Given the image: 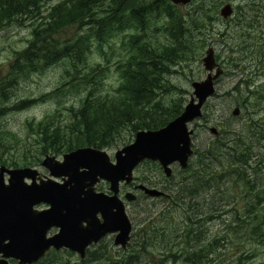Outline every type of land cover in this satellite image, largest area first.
I'll list each match as a JSON object with an SVG mask.
<instances>
[{"label":"trees","instance_id":"16d2710c","mask_svg":"<svg viewBox=\"0 0 264 264\" xmlns=\"http://www.w3.org/2000/svg\"><path fill=\"white\" fill-rule=\"evenodd\" d=\"M200 14L197 13L195 19L183 16L168 0H0V29L11 24L20 25L22 21L31 27L26 46L16 52L7 71L0 76V118L44 100L59 103L61 91L66 87L81 95L76 106L72 105L69 112L66 110L70 117L62 125L54 124L50 117L36 122L25 121L24 129L31 139L22 144L18 157L3 155L9 154L19 140L0 130V166L33 168L44 155L58 157L82 147L110 149L124 131L127 136L121 140L119 149L129 144L136 132L157 130L175 119L182 112L185 101L178 94L164 101V96L173 88L166 77L172 72L169 66L184 62L187 53L194 50V45H189V35L190 30L198 29L202 18L205 19ZM151 21L161 23L157 33L165 36V43L151 45L144 39ZM72 27L79 32L67 40H57L59 33ZM128 30H134L135 35L127 38V57L115 69L117 83L110 89L111 93L103 92L102 80L107 70L87 63L91 45L95 43L102 55V44H108L110 38ZM58 63H66L63 83L44 95L7 105L20 79ZM245 103L241 101L236 105L243 107ZM204 105L200 119L207 117ZM249 120L254 127L256 123ZM197 126L208 131L207 123L197 125L195 121L191 126L193 134ZM247 132L264 138L259 131L248 129ZM222 134L231 135L230 141H222L215 135L202 149L191 146L193 154L187 167L174 171L177 178L173 175L165 180L156 163H143L163 181L167 198H159L166 202L164 210L152 219L146 215L145 224L137 229L138 238L134 243L139 250L133 251L134 255L140 253L146 257V249L176 234L168 217V208L172 207L180 209L188 222L180 234L183 244L174 250L172 241H165L162 247L165 254L156 263L163 259L173 261V253L184 264L207 262V254L212 252L218 238H206L204 225L222 215L217 213L220 211L218 203L228 197L222 189H230L232 184L244 191L242 206L252 214L251 219L247 218L248 229L259 237L260 245L263 244L264 180L260 184L259 180L263 179L261 169L264 165L260 164L258 154L241 139V133L223 131ZM202 206H207L208 210L201 211ZM188 212L191 217L185 215ZM237 261L239 257L234 259Z\"/></svg>","mask_w":264,"mask_h":264},{"label":"rangeland","instance_id":"374dc122","mask_svg":"<svg viewBox=\"0 0 264 264\" xmlns=\"http://www.w3.org/2000/svg\"><path fill=\"white\" fill-rule=\"evenodd\" d=\"M193 3L197 6L195 13L188 12L187 6L178 8V13L195 19L197 13L200 12L201 16H205V19L202 18L198 29L190 30L189 45L192 46L193 44L194 50L187 53L184 62L169 66L172 72L166 77V80L173 88L170 89L169 94L164 96V101H169L178 94L185 101L184 107L191 93L190 84L194 81L203 80L205 77L206 71L203 69L201 60L208 51H211L213 61L219 68V74L212 82L214 93L204 105L207 117L197 120L196 124L207 123L208 128L214 127L217 131L216 137L219 136L218 138L225 142L230 141L231 135L222 134L223 131L241 133V139L251 147V151L258 154L260 164L264 165V138L260 139L257 137L258 135L251 136L247 132L248 129L259 131L264 137V0H194ZM226 3L231 6L232 14L223 19L219 15V10ZM209 8L211 11H207ZM41 11H44V7ZM160 27L161 23L151 21V28L146 30L144 39L151 45L165 43V36L157 33ZM30 30L31 27L26 21H22L20 25L11 24L0 29V76L5 74L8 64L13 61L16 52L26 46V42L30 39ZM77 32L79 30L72 27L59 33L56 38L58 41L67 40ZM134 35V30H128L110 38L108 44L101 45L102 55H99L96 49L98 46L95 43L91 45L87 55V63L90 65L98 64L107 70L102 80L103 92L111 93L110 89L116 85L118 76L115 69L120 61L127 57V38ZM65 65L66 63H58L41 73H32L20 79L16 88L12 90V97L7 105H16L24 99L44 95L63 83ZM68 88L66 87L61 91L63 95L59 99V103L54 100H44L19 111L8 112L0 118V130L15 135L19 140L9 150V154L3 153V155L18 157V153L22 150V144L30 142L31 138L27 137L24 129L25 121L36 122L45 117H50L54 124L58 123L59 125L68 121L70 117L68 109L72 105L76 106L81 97ZM241 101L246 102L245 106L238 107L236 103L240 104ZM235 107L238 108L239 112L233 117L230 112ZM249 119L256 123L254 127L250 125ZM200 129L197 126L191 137V146L196 149H202L213 137L207 130L202 131ZM124 136L127 135L123 131L120 139L115 140V146L105 149L110 158L112 153L120 147ZM60 156L55 158L59 160ZM174 166H169V169L174 171ZM34 168H37L40 174L46 175V172L40 167ZM176 169L178 168L176 167ZM261 173H264V168L261 169ZM161 175L164 176L163 172ZM261 175L263 179L259 180V184L264 180L263 174ZM175 177L177 178L176 174ZM104 183H99V187L103 190L105 187L107 188V184L104 185ZM132 184L154 186L156 189H160V185L165 186L163 181L158 179V176L146 165H140L134 169ZM222 190L228 196L218 203L220 211L217 213L221 212L222 215L204 225L206 238H218L212 252L207 254V262L204 261V264H264V239L263 244L260 245L259 237L248 229V219H251L252 214L244 210L242 206L241 194L244 191H240V188L234 187L233 184L230 189ZM131 193L135 196V201L127 203L126 206L129 220L131 218L130 240L129 245L122 251V263L155 264L165 254L162 248L165 241L168 243L171 240L173 249L181 248L183 242H181L180 234L188 222L183 219L180 209L167 207L169 209L170 227L176 231V234L165 237L153 248L146 249V257H142L140 253L134 255L132 252L139 250L137 244L134 243V240L138 238L135 235L138 233L137 229L145 224L146 215H150L149 217L152 219L156 217L158 212H162L166 202L159 200L158 197H147L140 191H131ZM194 201L198 204L201 203V200L198 199H194ZM200 210L205 211L208 208L202 206ZM185 215L190 216V213ZM176 255V253L172 254L173 261L172 259H163L159 264H184L181 258H177ZM246 255L249 256L246 258ZM66 256L71 260L76 259L74 255ZM94 256L96 259L94 264H106L105 260L114 259L112 252L98 251L95 252ZM236 257H239V261L234 262Z\"/></svg>","mask_w":264,"mask_h":264},{"label":"water","instance_id":"95a60500","mask_svg":"<svg viewBox=\"0 0 264 264\" xmlns=\"http://www.w3.org/2000/svg\"><path fill=\"white\" fill-rule=\"evenodd\" d=\"M169 2L184 6L189 0ZM229 11L226 5L220 15L225 17ZM201 61L205 77L190 84L191 93L180 115L157 130L136 132L111 158L104 150L88 147L62 154L59 160L46 155L39 164L46 171L43 177L31 167H0V264H6L7 258L19 264L36 261L50 246L68 249L82 259L87 246L114 233V245L123 248L127 244L131 223L118 197V186L132 183L133 171L141 162L156 163L165 177H169L172 164L181 170L186 167L192 153L190 125L201 118L202 107L213 94L212 82L219 74L211 51ZM238 112L235 107L230 114L235 117ZM208 132L217 134L214 127ZM100 181L107 184L109 194L93 191ZM136 188L147 197L163 195L143 185ZM123 199L129 203L135 196L127 193ZM39 204L47 208L36 210ZM51 227L58 232L46 239Z\"/></svg>","mask_w":264,"mask_h":264},{"label":"flooded vegetation","instance_id":"af4514ba","mask_svg":"<svg viewBox=\"0 0 264 264\" xmlns=\"http://www.w3.org/2000/svg\"><path fill=\"white\" fill-rule=\"evenodd\" d=\"M193 1L194 0H189V2L184 6H176V5H173V6H176L178 8L187 6L188 12H194L195 13V10H197V6L193 3ZM226 5L229 6V8L231 9V6L228 3L224 4L221 7V9ZM203 11H205V10H203ZM207 11H211V8H209ZM231 14H232V12H231ZM221 18H223V17H221ZM223 19H225V18H223ZM39 164H38V167H40ZM35 169L37 170V168H35ZM41 169H43V168H41ZM39 176L43 177L44 175L39 173ZM4 179H6V176H4ZM56 181H58V180H56ZM58 182H60V181H58ZM100 182L104 183L102 181H100ZM99 183H97L94 186L93 191L94 192H103L105 194H109L106 187L104 188L105 190H103L101 187H99ZM129 184H131V185L129 186ZM129 184L124 185V184L120 183L118 186V197L121 201H123V203H124L123 198H124L125 194L131 193V191H134V192L139 191L136 187H137V185H140V184H135V185L132 183H129ZM104 185H106V184L104 183ZM160 186H161V188H163L162 185H160ZM147 187H150V186H147ZM140 193L143 194L142 191H140ZM158 198H160V197H158ZM133 201H135V199ZM129 203H131V202H129ZM128 204L124 203L125 208ZM34 208L36 210H43V209H46L47 206L44 204H39V205H36ZM57 232L58 231L56 228L51 227L47 230V232L45 234V238L46 239L51 238L55 234H57ZM114 236H115V233L106 235V236L102 237L96 244H92V245L87 246L84 250V257L82 259H80L74 252H72L68 249H65V248L54 249L52 246H50L44 252L43 256H41L39 259H37L36 261H33V262L24 263V264H94L96 262L94 255H95V252H98V251H104L107 253L112 252L113 253V256H114L113 260L114 261L111 259L105 260L106 264H123L121 255H122V251H124L126 249V247L129 245L130 235H129V240H128L127 244L123 248L120 247L119 245L113 244ZM66 255H70V256L74 255L76 259L71 260L70 258H67ZM5 263L6 264H19L17 260L11 259V258L5 259Z\"/></svg>","mask_w":264,"mask_h":264},{"label":"bare ground","instance_id":"6f19581e","mask_svg":"<svg viewBox=\"0 0 264 264\" xmlns=\"http://www.w3.org/2000/svg\"><path fill=\"white\" fill-rule=\"evenodd\" d=\"M231 9H230V11H229V14H227L225 17H223V16H221L220 15V11H219V15L221 16V17H223V18H226V17H229V16H231ZM213 86V85H212ZM213 93H214V88H213ZM184 108V107H183ZM183 111V110H182ZM180 115V114H179ZM178 115V116H179ZM142 131V130H141ZM88 148H92V149H96V148H93V147H88ZM68 153V152H67ZM65 154V153H64ZM192 154H193V149H192V153H191V155L188 157V159H187V162H186V167H187V165H188V162H189V159L191 158V156H192ZM44 156H46V155H44ZM55 158V157H54ZM144 162H141L137 167H139L140 165L142 166V165H144L143 164ZM173 165V164H172ZM172 165H170V166H172ZM159 166V165H158ZM1 167V166H0ZM177 167V166H176ZM185 167V168H186ZM34 168V167H33ZM159 168H160V171H161V174H162V169H161V167L159 166ZM184 168V169H185ZM184 169H182V170H184ZM175 170H181V169H176L175 168V166H174V171ZM174 171H171L170 170V175H169V177H165V176H163L166 180L167 179H169L170 177H172L173 175H174ZM56 182H58V181H56ZM140 185H143V184H140ZM143 187H145V188H147V189H156L155 187H147V186H144L143 185ZM156 190H158V191H160L163 195L161 196V197H165V198H167V196H166V194H165V189L164 188H161V189H156ZM141 191V190H140Z\"/></svg>","mask_w":264,"mask_h":264}]
</instances>
